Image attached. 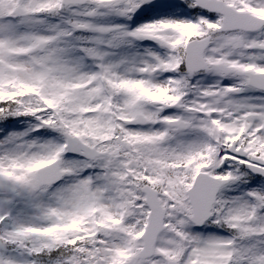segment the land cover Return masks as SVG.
Returning <instances> with one entry per match:
<instances>
[{"label": "snow or ice", "instance_id": "obj_1", "mask_svg": "<svg viewBox=\"0 0 264 264\" xmlns=\"http://www.w3.org/2000/svg\"><path fill=\"white\" fill-rule=\"evenodd\" d=\"M0 264H264V0H0Z\"/></svg>", "mask_w": 264, "mask_h": 264}]
</instances>
